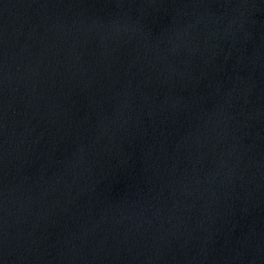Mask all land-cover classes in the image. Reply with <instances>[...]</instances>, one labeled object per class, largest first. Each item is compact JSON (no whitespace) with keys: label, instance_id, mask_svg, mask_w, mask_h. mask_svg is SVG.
<instances>
[{"label":"water","instance_id":"obj_1","mask_svg":"<svg viewBox=\"0 0 264 264\" xmlns=\"http://www.w3.org/2000/svg\"><path fill=\"white\" fill-rule=\"evenodd\" d=\"M0 264H264V0H0Z\"/></svg>","mask_w":264,"mask_h":264}]
</instances>
